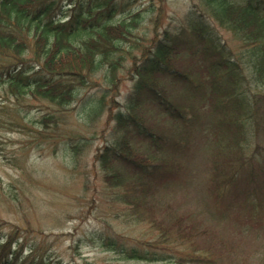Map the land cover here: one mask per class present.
I'll list each match as a JSON object with an SVG mask.
<instances>
[{
    "label": "trees",
    "instance_id": "obj_1",
    "mask_svg": "<svg viewBox=\"0 0 264 264\" xmlns=\"http://www.w3.org/2000/svg\"><path fill=\"white\" fill-rule=\"evenodd\" d=\"M151 1L0 0V85L18 101L45 99L65 107L89 90L92 74L101 72L113 83L116 71L124 68L130 57L134 61L133 85L124 101L118 102L121 106L108 112L111 124L106 133L112 138L99 148L95 159L105 182L119 188L116 195L127 205V214L136 220L148 219L160 240L142 247L108 235L101 238L102 245L127 259L218 264L226 255L231 258V241L211 231L192 211H180L182 204L175 197L198 178L193 173L197 170L193 168L197 147L221 134L227 142L218 140L215 148L213 144L207 159L210 170L205 192L212 196H206L204 211L219 223L237 224L241 232L264 234V193L259 200L238 201V192L248 182L235 181L233 174L222 169L231 163L225 159L229 152L232 157H246L240 138L253 131L264 134V91H249L247 79L250 75L257 85L264 84V0H203L204 6L186 15L190 32L182 27L174 32L166 25L164 33L157 35V26L153 37L143 35L140 44L139 25L146 12L156 11V0ZM208 18L240 38L247 68L232 58L231 46L219 40ZM144 41L151 43V50ZM199 43L201 48L193 47ZM171 44L198 50L191 55L189 69L174 68L160 60ZM139 47L140 55H136L134 50ZM106 96L103 91L89 101L83 118L91 120L102 114ZM144 105L169 128L147 126L140 111ZM56 118L48 112L36 119L41 128L34 131L35 136L49 134ZM17 124L21 130L26 128L15 118L0 115V131H13ZM237 131L241 133L236 140L239 152L228 142ZM253 137L257 135L253 133ZM60 139L73 158L90 143L81 136ZM251 176L249 173L248 179ZM259 186L264 190V167ZM201 239L206 250L203 256L195 247L187 250ZM3 241L9 252L11 244H19L17 238L5 237ZM22 248L19 253L12 250V257L0 255V264H26L27 260L19 263Z\"/></svg>",
    "mask_w": 264,
    "mask_h": 264
},
{
    "label": "rangeland",
    "instance_id": "obj_2",
    "mask_svg": "<svg viewBox=\"0 0 264 264\" xmlns=\"http://www.w3.org/2000/svg\"><path fill=\"white\" fill-rule=\"evenodd\" d=\"M149 3L153 2L149 0ZM146 6L145 3L143 8ZM200 6H204L203 0H163L162 2L156 0V11L146 12L144 21L139 25V37L141 40L145 34L153 37V29L157 26V35L164 33L167 26L174 32L180 31L181 27L186 29V33L190 32V27L185 24L186 15L191 9ZM151 18L155 19L156 25H153ZM208 22L213 30L217 31L219 40L231 46L232 58L247 68L242 54L244 44L240 38L216 21L214 23L208 18ZM141 42L143 40L140 44ZM143 44L148 46L147 50H151L150 42L147 45V41H144ZM201 44L193 47L199 49ZM172 45L166 48L160 60L174 68L189 69L191 55L198 50L195 52L193 47ZM140 49L141 47L135 49L134 53L140 55ZM133 64L134 61L127 57L124 68L116 71L113 83L104 79L101 72L92 74L89 78L91 81L89 90L80 95L83 98L77 96L76 101L65 107L45 99L35 100L25 97L18 101L13 96H8L5 88L0 85V115L15 118L26 125L24 130L19 129L20 124H17L14 125L13 131L9 129L0 131V255L7 253V257L10 255L12 257L10 252L17 250L19 253L23 246L19 254L21 257L19 263L27 260L26 264H39V262H42L41 264H180L173 261L127 259L102 245L101 238L108 235L117 237L120 241L122 239L130 245L142 247L149 242L155 243L156 240H160L158 231L148 219L136 220L131 218L129 213L127 214V205L116 195L119 188L110 187L105 182L104 172L95 159L99 148L102 149L111 141V135L106 133L110 127L108 124H111L108 120V112L115 105L121 106L118 102L124 101V96L132 87ZM249 78L251 79L250 75L247 79ZM250 79L249 91H261L260 89L264 91V84L257 85ZM103 91H106L107 96L102 114L91 120L83 118L82 111L85 105ZM140 111L145 114L144 122L151 129L158 127L165 131L169 128L164 123V119L156 116L155 112L150 111L145 105ZM48 112L57 116L55 121H52L53 124H50V133L45 132L35 136L34 131L41 128L35 120ZM253 133L257 135L256 138L253 137ZM240 134L237 131L228 141L233 142L236 152L240 151L236 145ZM42 135L44 136L41 137ZM64 136L86 137L90 139V143L76 158H73L60 139ZM218 140L227 142V138H222L219 134L213 136L212 140H205L200 147H197L193 161V168L197 170L193 173L198 175V178L194 177L190 187L177 192L175 200L182 204L180 211H192L202 217L211 231L215 230L231 241L233 247L231 258L228 259L226 255L218 264H260V260L264 257L263 232H258V235H254L253 231L249 230L241 232L237 224L219 223L215 219H210L204 211L203 202L209 195L205 192L209 183V176L206 173L210 170L207 159L210 148L212 149L213 144L215 148L219 143ZM238 143L241 144L246 157L240 158L239 155L232 157L229 152L225 159L230 160L231 163H226L225 168L222 169L224 173L233 174L235 181L247 180V187L242 192H238V201L259 200L264 193V190H259L261 189L259 184L263 180L264 134L253 131L240 138ZM249 173H252L250 179H248ZM233 196L237 199L235 194ZM5 237L18 239L19 244H11L10 252L6 245H3ZM202 239L197 241V244L189 246L187 250L190 251L195 247L203 256L206 250L202 247L204 246Z\"/></svg>",
    "mask_w": 264,
    "mask_h": 264
}]
</instances>
